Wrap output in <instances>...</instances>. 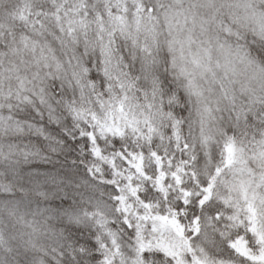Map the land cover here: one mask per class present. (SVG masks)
I'll list each match as a JSON object with an SVG mask.
<instances>
[{
  "label": "clouds",
  "instance_id": "1",
  "mask_svg": "<svg viewBox=\"0 0 264 264\" xmlns=\"http://www.w3.org/2000/svg\"><path fill=\"white\" fill-rule=\"evenodd\" d=\"M0 264H264V0H0Z\"/></svg>",
  "mask_w": 264,
  "mask_h": 264
}]
</instances>
